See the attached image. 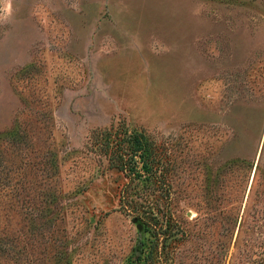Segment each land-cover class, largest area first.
Returning a JSON list of instances; mask_svg holds the SVG:
<instances>
[{
    "label": "rangeland",
    "instance_id": "obj_1",
    "mask_svg": "<svg viewBox=\"0 0 264 264\" xmlns=\"http://www.w3.org/2000/svg\"><path fill=\"white\" fill-rule=\"evenodd\" d=\"M124 128L158 179L109 163ZM150 256L264 264V0H0V264Z\"/></svg>",
    "mask_w": 264,
    "mask_h": 264
},
{
    "label": "trees",
    "instance_id": "obj_2",
    "mask_svg": "<svg viewBox=\"0 0 264 264\" xmlns=\"http://www.w3.org/2000/svg\"><path fill=\"white\" fill-rule=\"evenodd\" d=\"M127 132V128H124L121 129V131H116L114 134L107 130H103L99 133V142L107 152L109 163L121 170H130V173L137 172L139 174L141 169H144V171L148 172V175L150 174L153 179H155V177H157L158 179L159 168L157 166V160L156 158H154L156 152L151 149L150 144L144 141V138H142L144 137V134L136 132L133 135H128ZM140 138H142V140H140ZM138 157L141 158L142 162L140 171L137 164L139 163L137 159ZM139 206L142 205L139 204ZM149 208L150 205L147 204L142 206V208H133V211H141L143 215L146 214L149 218L154 217L152 224L154 233L157 236V244L163 245L164 247L171 245V242H173L172 231L178 224L172 221L171 216H169V214H166V211L165 213H163V217L161 218V220L157 219L159 217L158 214L162 212L161 209L153 207L152 209L156 210V213L154 216H152L153 211ZM175 239L176 238H174V240ZM158 253L159 252H157V254ZM153 262L154 258L150 256L141 264H154Z\"/></svg>",
    "mask_w": 264,
    "mask_h": 264
}]
</instances>
